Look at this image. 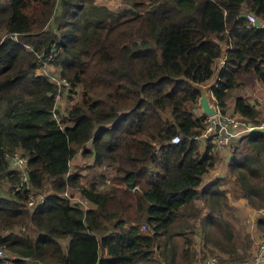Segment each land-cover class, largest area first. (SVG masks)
<instances>
[{
	"label": "trees",
	"instance_id": "16d2710c",
	"mask_svg": "<svg viewBox=\"0 0 264 264\" xmlns=\"http://www.w3.org/2000/svg\"><path fill=\"white\" fill-rule=\"evenodd\" d=\"M247 13L264 21V0H128L115 8L0 0V179L10 185L0 193V264H192L215 254L210 244L229 261L251 254L249 237L248 253L237 254L222 210L231 208L225 175L202 184L218 154L194 138L206 116L185 79L212 81L221 113L231 97L235 113L260 124L255 102L241 95L249 75L264 87V27ZM45 60L69 81L63 96L81 90L66 114L56 107L57 85L36 72ZM229 147L236 194L264 207V130L241 133ZM79 149L92 167L106 166L88 183L69 170ZM17 150L29 183L49 188L32 210L6 158ZM68 187L91 207L71 202Z\"/></svg>",
	"mask_w": 264,
	"mask_h": 264
},
{
	"label": "rangeland",
	"instance_id": "374dc122",
	"mask_svg": "<svg viewBox=\"0 0 264 264\" xmlns=\"http://www.w3.org/2000/svg\"><path fill=\"white\" fill-rule=\"evenodd\" d=\"M95 1L97 3L106 4L109 7L115 8L117 6H124L128 0H95ZM56 13H57V11L54 10L53 16H51V18H49V20L47 21V25L50 24V22L53 20V17H54V15H56ZM219 58H217V59H219ZM216 60L214 61L213 77L216 76L217 69H218V67L221 66V64L220 63L218 64V62H216ZM36 72L37 73H43V74H46L49 76H59L60 75L58 69L55 66H53L52 64H50L49 62H47V60H45L41 64V67L38 68ZM248 79H249V82H251V80L257 82V80L254 79L250 75L248 76ZM65 88H63L59 103L56 105V107L60 111V115L66 114L70 105L72 104L73 101H75L78 98L79 93L81 91L80 88L77 87L76 91H73L72 94L67 97L66 95L65 96L62 95L63 92L65 91L64 90ZM230 99H231V97L229 99H227L229 103L225 109V112H223V113L236 114L235 111L233 110L232 105H231L232 100H230ZM209 100L219 110L217 104L212 99L210 93H209ZM197 112L199 114H203L200 108H197ZM247 121L249 122V120H247ZM262 121H264V116H261L258 120V122H260V123ZM195 136H198V134L194 135V138H195ZM197 139H199V138H197ZM89 146L90 145L87 144V147H89ZM213 151L217 152L218 159L214 165V168H212L209 172L207 171L204 174V178H206V180H208L212 175L219 174V173H222L223 175H225V177H223L226 180V182L224 183L225 184L224 188L227 190V199H228V203L231 206V208L230 209L224 208L222 210L226 214L228 213L227 214V220L232 225L233 232H235V235H236V240H238L236 242L237 243L236 248H238L237 254L240 257H242L246 253H248L249 248H248V246L246 247V238L247 237H249L250 239L254 238V240H256L255 238L259 237V239H260L262 236H264V226L257 225L258 218H264V207H262L260 209H255V208L249 207L248 204L246 203V200L242 197H239L236 194L237 192L235 191V174L232 173L228 167V161H229L230 151H231L230 147L227 148V150L225 152H223V151L220 152L218 150H213ZM226 154H228V155H226ZM7 160H8V162L10 160L9 164L12 168L11 159L7 158ZM105 167L106 166L99 167V168L92 167V155L88 154V152H84L83 149L82 150L79 149V151L76 153V155L74 156V158L71 161L69 170L71 172H77L78 176L80 177L79 179L82 183H88V182H91L92 178H98V177H96V174H98L100 171L104 170ZM108 172H110V170L106 171V173H108ZM16 182H15V184H16ZM109 183H111V182L106 181L105 184H109ZM15 184H14V187H15ZM101 186H103V185H101ZM140 187H145V182L143 179H141V181H140ZM9 188H10L9 182L0 179V193L7 195ZM120 188H122L121 185H120ZM132 190H134V189H132ZM42 191H40V192H42L45 195L46 192L49 191L48 186H45L44 188H42ZM67 193L69 196L72 197V200H70L71 202L78 203V205H80L83 209H86L88 206L91 207V205L88 202L83 200L84 198L81 196V193L77 188H73V187L69 188L68 187ZM124 199L130 200L127 198L126 195L124 196ZM35 205H36L35 203L33 206L28 205L26 202V207L29 210H32V208ZM109 205H110V208H112V209L114 208V202H110ZM14 229L18 230L19 226H14ZM29 232L32 233V236H34L35 229H33L32 231H29ZM214 233H216V235L220 236L224 243L228 242L226 237L220 231L219 227L215 228ZM259 239L256 240L255 243H253L254 244V250L256 249L257 242L259 241ZM228 244L229 243H227V245ZM200 245H201V240L198 241L197 247H200ZM209 247L214 248L215 254L205 253L204 257H202V260H203V261H201L202 263H204L206 258H209L211 256H215V257H217L219 259H223V260L229 259L228 258L229 255L227 253H224V252L220 251L219 249H217V246H213L210 244ZM252 253L251 254L248 253L244 258H241L240 260L250 258L252 256ZM236 257L234 256V258H236ZM28 260H31V259H28ZM230 261H239V260L237 259V260H230Z\"/></svg>",
	"mask_w": 264,
	"mask_h": 264
},
{
	"label": "built area",
	"instance_id": "2783aa9c",
	"mask_svg": "<svg viewBox=\"0 0 264 264\" xmlns=\"http://www.w3.org/2000/svg\"><path fill=\"white\" fill-rule=\"evenodd\" d=\"M247 20L253 25L259 27H264V21L258 19L253 13L246 14ZM221 65L223 63V58L221 59ZM49 79L57 85V95L55 99L57 100L60 96V92L63 88L69 85V81L66 77L61 75L59 76H49ZM60 99V98H59ZM53 116L57 118L56 113H53ZM253 129H264V121L258 125H254L248 122L245 118L241 117L239 114H227L221 113L218 109L217 111L209 116H206L204 120V128L195 136L200 140L207 142L210 141L212 144L213 150L222 151L228 148L229 142L232 138L238 136L241 133L251 131ZM172 142L176 143L180 141V135H174L171 139ZM8 159H11L12 169L16 170L18 174V180L15 184V189H26L27 191V204L34 205V203L41 202L44 200L45 195L36 190L30 183L28 179V174L26 171V161L27 158L20 151H13L6 154ZM10 162V160H9ZM136 186H133L132 189H135ZM63 195L72 200V197L68 195L67 189L63 192ZM82 198V197H81ZM83 199V198H82ZM85 201V199H83ZM141 228H145L144 225ZM2 254L0 250V255ZM205 264H264V236H262L257 242L256 249L252 253V256L248 259L239 260V261H229L219 259L215 256L206 258L204 261Z\"/></svg>",
	"mask_w": 264,
	"mask_h": 264
},
{
	"label": "crops",
	"instance_id": "0c3cea01",
	"mask_svg": "<svg viewBox=\"0 0 264 264\" xmlns=\"http://www.w3.org/2000/svg\"><path fill=\"white\" fill-rule=\"evenodd\" d=\"M222 58H223V56H221L219 59H217L216 62H218V64H219L221 62ZM214 78L215 77H212L211 80ZM209 82L212 83V81H209ZM209 82H207V83H209ZM207 83H205V84H207ZM241 95L245 96L249 101L255 102L256 108L258 109L260 116H264V87L258 81L255 82V81L251 80V82H249V79H248L245 86L243 87V90L241 91ZM231 105L233 107V104H231ZM233 110H234V107H233ZM226 150H222V151L225 152ZM220 152H221V150H220ZM220 176H224V175L222 173H219V174L212 175L208 180H206V178H203L202 184L212 180L215 177H220ZM224 185H222V187H225ZM198 203L201 204V201H198ZM198 239L199 238L197 237V240ZM255 239L258 240L259 237L255 238ZM253 240H254V238H253ZM256 240H254V243ZM250 252L251 253L254 252V244H253ZM192 264H205V263H202L201 261L198 260Z\"/></svg>",
	"mask_w": 264,
	"mask_h": 264
},
{
	"label": "water",
	"instance_id": "95a60500",
	"mask_svg": "<svg viewBox=\"0 0 264 264\" xmlns=\"http://www.w3.org/2000/svg\"><path fill=\"white\" fill-rule=\"evenodd\" d=\"M185 79L195 90L199 92L198 107L201 109L203 115L209 116L214 114L217 111V108L209 100V90L212 83L209 82L207 84H203L199 82H194L187 78Z\"/></svg>",
	"mask_w": 264,
	"mask_h": 264
}]
</instances>
